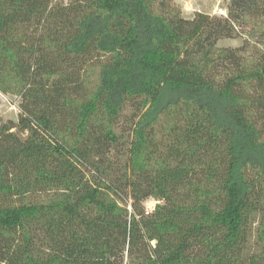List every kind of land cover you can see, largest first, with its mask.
Returning <instances> with one entry per match:
<instances>
[{
  "label": "trees",
  "instance_id": "1",
  "mask_svg": "<svg viewBox=\"0 0 264 264\" xmlns=\"http://www.w3.org/2000/svg\"><path fill=\"white\" fill-rule=\"evenodd\" d=\"M45 15L29 51L14 28ZM249 19L264 40V0H0V89L24 91L0 123V264H264V49L220 46ZM129 99L128 171L91 178Z\"/></svg>",
  "mask_w": 264,
  "mask_h": 264
},
{
  "label": "rangeland",
  "instance_id": "2",
  "mask_svg": "<svg viewBox=\"0 0 264 264\" xmlns=\"http://www.w3.org/2000/svg\"><path fill=\"white\" fill-rule=\"evenodd\" d=\"M74 0H51V6L68 5ZM231 0H155V5L162 8L168 16L178 15L184 18H192L196 12L209 14L210 17L227 18L228 6ZM46 15L41 19L32 18L27 22H23L15 26L13 35L20 38L22 44L29 47L32 51L33 41L41 34L46 27ZM236 34L230 39H226L220 43L222 47H241L248 44V53L251 52V46L256 45L258 48L264 49V40L258 31V23L249 19L245 22H235ZM29 54V53H28ZM6 91H4V89ZM0 89V123L10 121H18L21 112V104L23 102L22 86L17 82L11 81L3 85ZM141 100V99H140ZM135 100L129 99L125 107L122 109L115 126V131L120 135L118 145H114L109 150H104L100 155L95 154L90 158L86 165L88 176L92 178L93 174H99L103 179L111 180L119 179L125 176L128 171V150L132 140L131 117L136 113V106L133 105ZM17 131L16 128L12 129ZM19 132V131H17ZM22 134V133H21ZM26 135V133L22 134ZM99 168V170H97ZM104 171V173H102ZM122 202L130 203L128 191H122ZM163 204V200L159 195H147L143 197V207L146 212H151Z\"/></svg>",
  "mask_w": 264,
  "mask_h": 264
}]
</instances>
